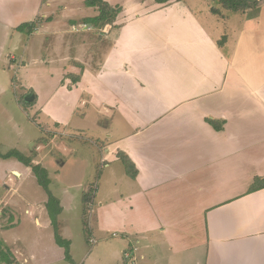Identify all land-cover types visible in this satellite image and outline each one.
Instances as JSON below:
<instances>
[{
    "label": "crops",
    "instance_id": "obj_1",
    "mask_svg": "<svg viewBox=\"0 0 264 264\" xmlns=\"http://www.w3.org/2000/svg\"><path fill=\"white\" fill-rule=\"evenodd\" d=\"M103 1L120 8L114 21L101 30L104 37L111 36L112 65H103L101 74H96L95 79H101L99 87L79 76L67 89L78 99L80 90L84 95L71 107L73 114L81 108L78 118L85 121L91 112H96L106 119L115 116L121 120L111 122L112 135L99 145V164L110 168L105 175L109 194L95 205L88 204V232L100 237L111 231L121 233L119 264H130L125 253L134 256L136 264H264V1L256 6L257 14L244 15L226 52L203 25L194 23L189 30L151 33L149 38L157 40L152 42L156 46L130 31L131 24L135 26L146 16L152 18V14H145L152 13L146 12L148 8L160 7L157 14L164 23L171 17L166 10L173 9L181 18L192 17L185 0ZM44 3L0 0L3 73L11 47L21 49L23 69L28 64L38 68L37 63L54 64V60L48 62L35 56L29 63L25 61L30 43L21 47L24 33L17 29L25 22H34L33 31H26V35L39 36L38 27L53 20L49 10H43ZM249 9L241 12L246 14ZM93 12L92 16H96L98 9ZM228 40L227 36L225 42ZM140 41L145 45L136 46ZM140 53L144 64L139 63L142 55L136 56ZM8 57V68H12L17 56L10 51ZM152 57H157V66L149 64ZM137 65L147 71L140 70L141 74ZM69 70L75 71L76 67ZM6 84L0 79V94ZM36 97L32 92L26 102ZM208 120L216 122L220 129ZM65 123L71 125L69 119ZM74 127L84 129L80 124ZM35 151L38 153L37 148ZM26 157L40 164L34 157ZM246 165L253 168L247 169ZM6 169L3 184L7 190L0 193V218L5 213L11 215L6 211L7 193L14 192L32 207L37 228L51 225L45 201L30 199L25 190L17 192L31 167L17 162ZM103 189L97 188L95 195L106 194ZM24 210L31 214L28 207ZM199 214L207 216L204 229ZM6 226L0 221V249L5 250ZM132 237L137 243L131 246ZM20 238L18 249L12 252L24 264L37 260L34 248L38 240L34 239V248L28 249L27 242ZM40 245L44 247L43 242Z\"/></svg>",
    "mask_w": 264,
    "mask_h": 264
},
{
    "label": "rangeland",
    "instance_id": "obj_2",
    "mask_svg": "<svg viewBox=\"0 0 264 264\" xmlns=\"http://www.w3.org/2000/svg\"><path fill=\"white\" fill-rule=\"evenodd\" d=\"M167 1L165 2L168 3ZM185 1V8L189 10L190 14L192 13V17L181 18L180 15L175 16L173 9L166 10V13L171 17L167 23H164L157 14L160 7L148 8L146 12L152 13L145 14H152V18L146 16L143 21L135 22V26L131 24L130 31L138 34L137 38L149 40L148 44L153 45L152 42L157 40L149 38L151 33H160L167 29L168 32L189 30L193 28L194 23L201 27L204 26L208 34L218 40L219 45L226 52L234 34L240 28L244 15L248 17L258 13V7L251 8L244 14L241 11H227L215 0ZM44 2L43 10H49L53 20L44 27H38L39 36L35 34L28 36L23 30L21 47L30 43L25 61L28 62L35 56L41 60L48 59V62L54 60V64L49 63V65L41 66V63H37L39 68L34 64H28L27 69H23L20 65L21 49L15 51L11 47L10 51L17 56V60L12 63V68H8L10 51L7 52L5 57L6 73L2 72L4 64L0 67V79L7 83L5 91L0 94V154H4L8 150H16L25 156L34 157L47 170L49 189L54 196L60 199L62 210L57 217L58 233L62 238L70 241V260L66 257L64 248L56 242L52 224L48 227L37 228L30 204L26 205L20 200L17 193L8 192L9 206H6V211L11 215L5 213L3 219L0 218L1 224L7 225L4 239L8 243L6 250L0 249V264H24L21 257L19 259V255L13 253L19 247L17 239L20 237L27 242L28 249L34 248V245L32 246L34 239L38 240L39 245L34 248L38 259H34L35 261L31 259L29 264H119L118 250L121 245L119 242L122 240L121 233L111 231L106 237H100L95 232L91 234L85 230L84 221L87 222L89 219L90 209H87L88 203L84 202L83 196L88 193L93 205L98 203L102 197L108 196L109 182L105 179V175L110 168L99 164L101 152L99 145L105 143L109 135H112L113 125L111 122L114 123V120L117 119L121 120L115 116L106 119L96 112H91L85 121L78 118L81 108L77 109L74 114L71 111L74 103L77 104L78 97L76 98L74 93L70 94L68 91L72 87L70 84H75L79 76L86 82L90 81L92 86L99 87L97 83L101 79H95L96 74H101L99 71L103 70V65L109 68L114 59V51L113 55L111 53V36L104 37L105 33L101 30L105 26L97 27L87 22L89 18L93 17V9L96 7L89 6L86 0H44ZM47 2H50V6H47ZM63 4L65 9H63ZM212 8L217 9L218 12H214ZM180 21L183 22L182 27L178 25V22L181 24ZM87 23L90 24V29L83 28V24ZM184 25H188V27ZM227 36L229 40L226 43ZM3 42L4 39L0 38V43ZM135 45L141 46L145 43L140 41ZM140 55L142 53L136 54V56ZM145 56L148 61V55ZM151 62L149 64L157 66V57H152ZM139 63L144 64V55L140 57ZM71 66L76 67V72L69 70ZM65 68L66 70H64ZM137 68L141 74L147 71L141 65H137ZM132 71L134 72L133 68ZM62 73L65 75L61 76ZM66 74L69 75L66 76ZM32 92H36L37 97L34 98L35 100L29 98L31 103H28L26 102L27 97ZM79 94L80 102L84 99V95L81 90ZM65 119L70 120V126H66ZM106 120L108 121L106 122ZM75 124H80L84 129H76ZM17 162L21 163L22 161L16 156L6 158L0 156L1 194L7 190L3 184L8 175L6 166ZM110 166H113L112 163ZM246 167L247 169L253 168L251 165H246ZM27 176L28 178L22 181L21 188L19 187L17 192L21 193L22 190H25L30 199L45 201L46 204L47 193L38 183L32 169ZM6 183L10 185L8 181ZM99 187L104 192L106 191V194L97 192L95 195ZM26 207L30 209L31 214L25 213ZM48 217L45 213V220H48ZM209 217L210 214H208ZM206 221V214H199V223L203 225V229ZM132 238L129 244L131 246L137 243L136 238ZM91 239H94V242H91ZM42 242L44 247L40 245ZM117 243L119 245L116 248ZM141 243L139 244L141 245ZM45 255L49 257L46 258ZM40 257L44 259L41 260Z\"/></svg>",
    "mask_w": 264,
    "mask_h": 264
},
{
    "label": "trees",
    "instance_id": "obj_3",
    "mask_svg": "<svg viewBox=\"0 0 264 264\" xmlns=\"http://www.w3.org/2000/svg\"><path fill=\"white\" fill-rule=\"evenodd\" d=\"M158 2H165L167 0H157ZM174 1H183V0H174ZM217 1L225 10L227 11H243L248 8H254L259 3H261L264 0L258 1V2H248L246 0H215ZM86 3L89 6H95L98 9V14L96 16L91 17V19H88V23H92L96 25L97 27H103L107 24H111L114 21L115 16L120 11V8L118 6H111L107 2L103 0H86ZM214 12H218L217 9L212 8ZM35 26L34 22H25L17 27L18 30H25L28 32L33 31ZM210 124L214 126L216 129H220L219 126L216 125V122L212 120H208ZM0 156L6 158L9 156H16L19 160L22 161L23 164L30 166L32 169V172L35 174L38 183L45 189L47 193V201L45 204L48 216L50 218L51 224L54 227L55 230V236H56V242L64 248V252L68 260H70L69 256V245L70 241L68 239H64L61 237V235L58 233V225H57V217L60 214L62 207L60 205L59 199L54 196L49 189V179L47 177V170H45L44 167H42L40 164H33L29 157L24 156L23 154H20L16 150H10L4 154H0ZM124 163L126 165V168H128L127 160L124 158ZM91 196L86 193L83 196L84 202L87 204L90 203ZM89 209V205L88 208ZM88 219V218H87ZM84 228L88 231L87 222L84 221Z\"/></svg>",
    "mask_w": 264,
    "mask_h": 264
},
{
    "label": "built area",
    "instance_id": "obj_4",
    "mask_svg": "<svg viewBox=\"0 0 264 264\" xmlns=\"http://www.w3.org/2000/svg\"><path fill=\"white\" fill-rule=\"evenodd\" d=\"M83 28L90 29V25L83 24ZM91 242H94V239H91ZM125 255H126V258L128 259V262L130 264H136L134 256H132L130 253H125Z\"/></svg>",
    "mask_w": 264,
    "mask_h": 264
},
{
    "label": "water",
    "instance_id": "obj_5",
    "mask_svg": "<svg viewBox=\"0 0 264 264\" xmlns=\"http://www.w3.org/2000/svg\"><path fill=\"white\" fill-rule=\"evenodd\" d=\"M246 1L251 2V3H254V2L261 1V0H246Z\"/></svg>",
    "mask_w": 264,
    "mask_h": 264
}]
</instances>
